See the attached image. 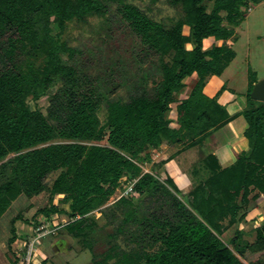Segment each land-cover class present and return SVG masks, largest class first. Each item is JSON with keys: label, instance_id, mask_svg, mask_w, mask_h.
<instances>
[{"label": "trees", "instance_id": "obj_1", "mask_svg": "<svg viewBox=\"0 0 264 264\" xmlns=\"http://www.w3.org/2000/svg\"><path fill=\"white\" fill-rule=\"evenodd\" d=\"M203 1L170 0L185 14L166 28L123 0H0V215L21 195L32 198L48 190V203L35 214V225L38 215L66 212L54 201L61 195L72 218L68 229L87 237L94 231L89 215L118 188L126 190L127 176L137 179L134 190L117 201L123 213L111 210L107 218L115 224L111 237L122 238L128 249L116 241L95 264H110L111 259V264H244L242 258L264 264V221L256 227L253 243L240 242V230L230 243L223 239L231 226L247 218L253 190L264 194V101L251 96L254 72L248 106L240 113L248 124L249 149L237 153L235 162L223 167L209 153L200 167L209 170L207 177L188 192L169 174L161 180L143 168L164 143L180 145L189 139L185 148L196 146L240 115L231 116L204 87L210 75H221L236 56L227 44L235 30L224 22L239 23L240 6L248 0H214L211 11ZM93 14H112L111 29L127 38L85 49L71 45L63 36L68 23ZM186 25L192 37L184 34ZM210 37L222 43L206 48ZM193 38L196 46L188 49ZM170 50L176 53L172 64L164 61ZM154 75L162 78L152 86ZM195 75L190 92L182 97ZM123 86L127 98L114 97ZM54 87L46 112L30 107L29 98L38 101ZM175 102L178 128L170 118ZM102 104L108 110L105 124L97 115ZM56 138L72 141L48 144ZM55 171L60 173L47 185L46 178ZM19 219L21 214L12 220L11 244L18 237ZM85 243L93 251L94 243Z\"/></svg>", "mask_w": 264, "mask_h": 264}, {"label": "rangeland", "instance_id": "obj_2", "mask_svg": "<svg viewBox=\"0 0 264 264\" xmlns=\"http://www.w3.org/2000/svg\"><path fill=\"white\" fill-rule=\"evenodd\" d=\"M123 1L129 2L139 7L150 18L161 22L166 28L172 27L175 22L182 18L185 14L184 8L181 5H174L170 2V0ZM203 3L206 5L208 11L213 9L214 0H204ZM112 8L114 13H116L118 9V3H114ZM240 9L243 17L239 23L231 25L227 21L224 22L225 26L234 28L233 30H235L234 36L230 38L232 41H230V43L227 42V44L235 50L237 56H235L222 76H218L219 78H212V81L209 84V92H212L217 86L221 85L222 83L225 84L227 81H230V88H234L240 92H246L247 77L249 75V80H251L250 76L252 72H254L255 79L257 81L258 77L259 81L264 79V0L259 2L248 0L246 3H242ZM222 14L225 15L226 12H223ZM109 16L111 18L112 14H109ZM109 16L107 14H93L87 16L83 20H73L68 23L67 29L63 36L69 40L71 45L79 46L84 49L90 44L91 46H95L96 44L100 45L101 42L115 43L119 41V38L126 39L127 37L123 38L119 35V33L117 34L116 29L115 31L111 29L113 22L110 24L108 20ZM51 26L54 30V33L59 32V27L55 21L52 22ZM183 32L188 37H192L193 35V30L188 25L184 26ZM211 44V41H206L205 47H211ZM186 46L188 49L194 48L196 46L194 38L188 42ZM175 55L176 53L173 50L166 52L164 55V61L168 64H172L174 62ZM127 56H130V53H128ZM92 72L96 73L95 70H92ZM195 77L197 78V75H195ZM161 78L162 77L160 75H154L150 79V85L153 86L155 83L160 81ZM188 81V86H192L193 80L189 79ZM56 90L57 87L50 89L49 95L41 97L38 101H34L29 98L28 103L30 107L32 109L41 108L42 111L46 112V108L50 103V95ZM225 90L233 92L227 88H225ZM127 95L128 88L123 86L117 89L114 97L122 96L127 98ZM184 95H187V89L183 91L181 96L183 97ZM235 95L240 97V99L243 98V95L240 93H236ZM243 108L244 107L241 109ZM241 109L236 110L235 107L232 106L227 108L230 115H235L238 113V111L242 112L243 110ZM97 115L101 123L105 124L108 116V110L104 104L99 107ZM242 123L248 125L245 117L240 114L233 121L232 125L229 127H224L222 130L217 132L215 136L217 137L216 140L218 141V145H221L222 143L226 145L229 139L237 136L240 131L244 129V125H242ZM70 141L72 140L56 138L53 141L48 142V144ZM81 142L90 143L86 141ZM101 143L106 144L107 140H104ZM165 145H167L168 148L162 146L164 154H160L158 150H153L152 160L143 164L144 171H153L161 178V180L167 179V175L163 172V167H160V162L162 160L161 158L162 156L171 154L176 150L171 149L167 143ZM173 147L174 146H172V148ZM214 147L216 148V142L212 143V139H208L201 148L208 152L213 151V149H215ZM201 148L198 146L188 151V153L184 155L190 157L194 155L193 153H195V155L199 157V151H201ZM195 155L193 158L196 157ZM192 162H195V160L192 159ZM187 163H184L183 165L180 164L182 167L181 170L190 178H192L196 184L199 180L207 177L209 170L207 171L205 166L204 170L201 171L199 169L201 173L197 174L193 172L195 166H193V164L188 165ZM199 163H201V161H198V168ZM205 171H207V173ZM59 173L60 171L51 173L46 178L47 185H51ZM127 178V176H124L123 178L124 185H126L128 180ZM122 189L123 188H118L105 206H103L101 209L93 211L89 215L90 221L94 223V231L87 237L76 235L74 232L68 229L69 225L67 226V223L72 220L69 213H67L69 212V205L60 201L61 195L57 196L54 200L55 203L58 204V206H60L63 210H66L65 213L54 214L57 218L56 220L62 223V225L56 235H48L38 241L36 244V251L32 256V262L41 264L42 261L47 260V264H95L96 260L102 258L106 251L112 245H115L116 241L122 247H126L128 249V247L125 245V241L122 238L115 239L111 237V235L115 232V224L108 223L107 218L111 210H116V213L119 215L123 213L122 208L116 207V204L118 203L117 201L123 193ZM184 192H187V190ZM250 198V203L246 208V210H248L247 218L241 221L239 224L231 226L229 230L223 235L224 241L229 242L230 239H232V237L236 234V230L243 232V237L240 239V242L253 243L255 241L256 227L261 225L264 221V194L259 189H254ZM48 199V190H45L41 194L32 198L28 197L27 195H21L13 202L6 213L0 215V264H13L15 258H18L17 261L19 264H27L26 260L23 258L24 254L22 255V252L25 250L23 247V237L31 236L32 227L35 225L36 220H38L37 218L35 219L34 216L37 214L40 208L48 203ZM18 214H21L22 219L16 220L15 229L18 237L23 236V241L20 240L18 244L17 242H12L11 244L10 241L12 240L13 236L11 231L12 220L16 218ZM229 219L230 217L225 219L226 225L228 224ZM86 240L92 241L94 243L93 251L85 243ZM231 247L234 248V245L231 244ZM154 250H157V247L151 249V251ZM235 252L236 254H239L237 250H235ZM242 261L244 264H250L243 258ZM110 262L114 263L115 259H111Z\"/></svg>", "mask_w": 264, "mask_h": 264}, {"label": "crops", "instance_id": "obj_3", "mask_svg": "<svg viewBox=\"0 0 264 264\" xmlns=\"http://www.w3.org/2000/svg\"><path fill=\"white\" fill-rule=\"evenodd\" d=\"M206 41H211L212 44H214V43H217V44L222 43V41H218L214 37H210V38L206 39ZM230 41H232V39L228 40L227 42L230 43ZM236 56H237V54H236ZM225 70H224V72H225ZM222 74L221 75H210L208 77L207 82H206V85L204 87V93L207 96H209V97L216 98L217 101H218V103H220L221 105H223L226 108H230V106H232V107H235L236 110H238V109L240 110L242 107H244L243 109H241V110H244L248 106V98L246 97L247 96L246 94L248 92L249 83H250L249 75L247 77V85H246V88L247 89H246V92H240V91H238V90H236L234 88L233 89L230 88L229 87L230 86V83H229L230 81L225 82V84L222 83L221 85L217 86L212 92H209V84L212 81V78L213 77L219 78L218 76H222ZM196 79L197 78L195 76H193V78H192V80H193L192 86L194 85ZM259 82L260 81H259V77H258V81L256 82V84L259 83ZM192 86H188L186 88L187 89V94L190 92ZM225 88L230 89L233 92L226 91ZM236 93H238V94L240 93L241 95H243V98L240 99V97H237L235 95ZM184 97H185V95H184ZM236 97H237V99H236ZM178 104H179V102H175L171 106L172 109H171V112H170V118H172V120H173L172 123H171V126L173 128H178L179 127V124L176 121L177 116H178V109H177ZM240 113H241V111H238L237 114H240ZM231 116H233V115H231ZM236 118H234L231 122H229L224 127H227V126L229 127L230 125H232L233 124V121ZM242 125H244V129H242L237 136H234V138L229 139L228 140V143H226V145L224 143H222L221 145H218V141L216 140L217 137L215 136V134L217 132H219L220 130H222L224 127H221L220 129L216 130L214 132V134L211 135L208 138V139H212V143L216 142V148L214 147L215 149H213V151L206 152V151L203 150V148H201L202 146H204V143L208 139H206L204 142H201V143L197 144L196 146L186 147V148H185V146L190 142L189 139H188L189 141L188 140H185L184 142H186V143L183 142L180 145H171V144H168L171 149H176V150L175 151L173 150L174 152H172L171 154L162 156V158H161L162 160H167L166 163L163 166V172L166 175L169 174L171 177H173L174 180H175V182H176V184L179 186V188L182 191H185V190H187V192L190 191L191 189L194 188V186L196 185V183L194 182V180L192 178H190L188 175H186L181 170L182 167L180 166V164L183 165L184 163H187L188 162L187 163L188 165H190V164L192 165L193 164V166H195L194 169H196V168H198L197 167L198 161H201V159L203 157H205L206 155H208L209 153H214L218 157V160H219L220 164L223 167L228 166V165H231L233 162L236 161V154L237 153H240V152H242L244 150H248L249 149V141H248L247 137L245 136V130H246V128H247L248 125H245L243 123H242ZM232 144H234V145H232ZM164 146L167 147V145H165V144L163 145V147ZM172 146H174V147L172 148ZM198 146H200V148H201V151H199V154H200L199 157L197 155H195V153H193L196 156L195 158H193L194 155H192L190 157H188L187 155H184V154L188 153V151H190V150H192V149H194V148H196ZM163 147H161V149L158 150V152L160 154H164V151L162 150ZM180 149H182V151H179ZM192 159L195 160V162H192ZM224 161H226V162H224ZM200 167H201V163H199V168L198 169H200ZM193 172H195V170ZM54 214H58V213H54ZM44 216L45 215L42 214L39 217H40V219H42ZM22 237L23 236L17 237L14 242H17V244H18L20 240L23 241ZM23 238L26 239L27 236L26 237H23ZM23 243H24V241H23ZM18 248H19V246H18Z\"/></svg>", "mask_w": 264, "mask_h": 264}, {"label": "built area", "instance_id": "obj_4", "mask_svg": "<svg viewBox=\"0 0 264 264\" xmlns=\"http://www.w3.org/2000/svg\"><path fill=\"white\" fill-rule=\"evenodd\" d=\"M136 181L137 179H128L126 182V190L122 193V195L132 193ZM56 219L57 218L55 215H51L50 217L44 216L42 219H40V223L38 225H34L32 227L31 236H28L26 239H24L23 247L25 248V250L24 252H22V255L24 254V257H22L26 260L27 264H30L32 262V256L36 251V244L38 243V241L43 237H46L48 235H55L58 233V230L61 227L62 223H60Z\"/></svg>", "mask_w": 264, "mask_h": 264}, {"label": "water", "instance_id": "obj_5", "mask_svg": "<svg viewBox=\"0 0 264 264\" xmlns=\"http://www.w3.org/2000/svg\"><path fill=\"white\" fill-rule=\"evenodd\" d=\"M251 96L258 101H264V79L255 85Z\"/></svg>", "mask_w": 264, "mask_h": 264}]
</instances>
